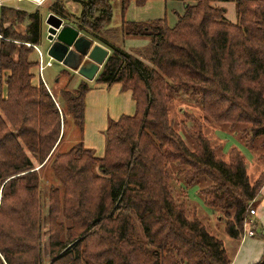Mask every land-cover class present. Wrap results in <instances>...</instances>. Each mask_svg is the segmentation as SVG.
<instances>
[{
    "label": "trees",
    "instance_id": "16d2710c",
    "mask_svg": "<svg viewBox=\"0 0 264 264\" xmlns=\"http://www.w3.org/2000/svg\"><path fill=\"white\" fill-rule=\"evenodd\" d=\"M112 1L98 8L100 0H84L77 22L112 51L97 81L122 84L136 102L134 115L110 120L102 157L85 144L90 85L71 88L67 70L57 93L44 81L35 85L31 56L42 15L2 8L0 58L9 93L0 95V264H43L40 173L47 167L58 181L50 191L51 264H232L186 187L204 181L206 205L232 239L244 237L264 172L251 181L237 147L228 161L218 156L205 125L230 126L264 163V0H174L186 9L173 27L166 19L127 21L132 0L120 3L116 26ZM227 2L236 5V22L221 5ZM14 14L28 19L27 33L17 28L19 19L6 26ZM135 38L149 44L131 53L124 44ZM177 98L196 99L205 112L204 122L191 118L188 128L196 150L171 121ZM63 124L80 132L64 151ZM255 230L257 237L258 224Z\"/></svg>",
    "mask_w": 264,
    "mask_h": 264
},
{
    "label": "rangeland",
    "instance_id": "374dc122",
    "mask_svg": "<svg viewBox=\"0 0 264 264\" xmlns=\"http://www.w3.org/2000/svg\"><path fill=\"white\" fill-rule=\"evenodd\" d=\"M83 1L84 0H47L46 3L53 4L52 14H55L60 18H62L64 20L65 25L73 26L79 30L77 22L78 23L81 22V19L83 17V11H84V7L82 4ZM122 1L123 0L112 1V3H114L113 23L116 26L119 25L121 21L120 3ZM6 2H7L5 4L6 6H8L9 4L14 6H21L22 8L24 7L25 9L32 11V13L36 11L40 12L41 9L42 18L44 19L42 25L43 26L42 38H41V42L39 43L38 46L35 47V50L32 54L34 55V57H38L37 61H39L38 64L41 67V54L44 55L43 58L44 64L51 60L50 56L48 55V51L50 46L52 45V42L49 40V25L47 24V20L45 19L46 15L49 13V10L47 11L45 7L38 8L35 3H31L27 0H24L22 2H19L18 0H8ZM99 3L100 4H98L97 6L98 8L108 3V0H103V1L100 0ZM134 7L135 8L131 10L130 13L134 14L138 18H145V20L136 19V21L145 22V21H150L151 18L152 20L166 19L170 27L175 26L178 22L179 14L182 15L185 12V5L182 2H178L174 0H147V2L144 5H137ZM2 8L3 6L0 5V51L2 44L1 32H2V24H3ZM227 10H228V14H227L228 18L236 22L238 20L237 18L238 16L236 13L235 3L230 2L227 7ZM10 18H11L9 19L10 22L6 24L7 27H10L11 24L13 25L14 22L17 21L18 19L19 20L16 22V23L20 22V24L18 25H23L26 28L29 26L28 19L26 18L24 19V17L18 18L14 14ZM12 31L17 36H20L16 28H12ZM81 33L86 34L83 31H81ZM140 41L143 40L139 38L128 39L126 40L124 47L126 50L133 49V51H136L137 49L145 48L149 44L148 39H144L145 45H142ZM14 42L18 44L21 43L20 40H16ZM52 61H53V66L52 67L47 66L43 70L42 72L43 78L41 77V73L39 72V67L35 68L33 82L35 84H41L42 80L45 81L46 83L48 82L49 85L48 88L54 91L55 93H57L58 91L63 89L60 88L63 86H57L56 79L64 70H67L72 75H74L73 79H75V82L73 87L75 89H78L83 82H87L90 85L92 90L87 94V99H86L87 112H86L85 142L95 148L94 150H96L97 155L101 157L104 156L106 152V136L104 130L102 131L103 124H105L106 127H108L109 120L114 119L113 116H115L117 113L120 112L124 113L131 111L126 106L127 105L126 100L115 94V89L117 90L118 83L117 84L115 83L113 86L111 85L112 87L108 88V86L105 85V83H99L97 81V78L93 81L88 80L82 77L79 73H76L73 70L68 69L62 63L57 62L56 60L53 59ZM8 93H9L8 87L5 81V73L1 69V58H0V95H2L3 97H8ZM58 96H60V94ZM60 102L62 103V101ZM132 105L135 114L136 106H134V104ZM126 115H130V114L126 113ZM194 117L204 122L205 112L203 110L202 105L198 104L196 99L190 100V99L177 98L174 102L171 103L170 106L171 121L192 150L197 149V144L191 138L188 132V128H190L193 125L192 119H194ZM114 120H118V119H114ZM63 129L65 130L66 136L62 146L60 147V150L64 151V150H68L76 141L80 139V132H79V128L74 124L73 125L63 124ZM230 129H231L230 126L227 125H218V124L216 125L214 123H206L205 125V133L210 137L213 147L217 149L218 156H221L224 160L226 161L230 160V153L232 152L233 147H237L241 152H243L244 155L246 153V150H248L252 154V157H250V155H248V157L246 155L245 156L248 162L250 163L249 176L251 178V181L254 182L262 175V172H264V169L260 168L263 164L261 163V160H259V157L257 155V150H255L256 148L254 149L250 148L236 135V133L232 132L233 130L231 131ZM236 140L241 144L234 145L233 143ZM176 169L177 168L175 164H172L170 166V170L172 174L173 171ZM40 174L42 177L40 183V194H41L40 211L42 218L41 232H42V243H43L42 245L43 264H51L52 259L50 257L51 250H50V237H49L50 236L49 234L50 191L53 185L58 184V181L56 180V177L53 175L50 167L43 169ZM203 182L202 185H204ZM202 185L196 183L186 187L188 195L192 201L200 198V191ZM263 190L261 191V196L264 198ZM254 206L256 208V205ZM207 214L209 217L208 224L210 225L212 232L225 243V246L228 249L229 254L231 256H234L232 254H237V256L240 257V255L246 253V246L245 248H243L242 246L240 248V251L238 252L239 250L237 247L238 242L232 240V238L228 235L226 222L221 221L217 216V214H214V212L212 214V211L211 212L207 211ZM255 217H253V221L256 224H258V230H257L258 235L257 237L252 238L246 234L244 237L245 240L243 239V241L245 242V244L247 243L246 241L252 242L257 240L258 242H260L263 245V251L257 252L258 250L256 249L254 251V254L261 256L264 254V228L262 225L261 226L259 225V221L256 219L257 217L256 218ZM230 241H232V244ZM236 264H240V263H236Z\"/></svg>",
    "mask_w": 264,
    "mask_h": 264
},
{
    "label": "water",
    "instance_id": "95a60500",
    "mask_svg": "<svg viewBox=\"0 0 264 264\" xmlns=\"http://www.w3.org/2000/svg\"><path fill=\"white\" fill-rule=\"evenodd\" d=\"M47 24L52 42L48 51L50 58L84 78L94 80L108 60L110 49L96 43L77 28L65 25L64 20L55 14L48 17ZM17 28L27 33L25 26L17 25Z\"/></svg>",
    "mask_w": 264,
    "mask_h": 264
},
{
    "label": "crops",
    "instance_id": "0c3cea01",
    "mask_svg": "<svg viewBox=\"0 0 264 264\" xmlns=\"http://www.w3.org/2000/svg\"><path fill=\"white\" fill-rule=\"evenodd\" d=\"M6 1H8V0H1V2H0V5L1 6H5V7H10V8H14V9H19V10H23V11H26V12H28V13H32V11H30V10H28V9H25L24 7L22 8L21 6H14V5H11V4H9L8 6H6L5 4L7 3ZM19 1V0H18ZM19 2H22V1H19ZM178 2H180V1H178ZM183 3V2H182ZM229 3L230 2H227V3H222L221 5L222 6H225L226 8L228 7V5H229ZM184 5H185V9H186V4L185 3H183ZM121 5V4H120ZM137 5H139L138 3H137V1L136 0H132V2H131V4H130V6H129V8H128V12H127V14H125V19L127 20V21H136V19H142V20H145V18H138V17H136L134 14H131L130 12H131V10H133L135 7L134 6H137ZM42 7H45L46 9H47V11L49 10V13L46 15V17H45V19L46 20H48V17L53 13V10H52V8H53V4L52 3H46L44 6H42ZM41 8V7H40ZM34 11V10H33ZM40 13H41V15H42V11H41V9H40ZM228 14V13H227ZM180 15V14H179ZM228 16V15H227ZM44 17V16H43ZM120 19H121V21H120V24L119 25H121V22H122V9H121V14H120ZM42 20H44L43 18H42ZM151 20H152V18H151ZM232 21V20H231ZM234 22V21H233ZM115 25V24H114ZM119 25H117V26H119ZM143 41H140L141 42V44L142 45H145V41H144V39H142ZM96 43H98V42H96ZM100 44V43H99ZM138 47H140V46H138ZM111 51V50H110ZM129 52H131V53H133L134 51H133V49H130V50H128ZM31 59L34 61V62H36L37 64H36V66L33 68V73L35 72V68L36 67H39V72H40V66H39V64H38V62L39 61H37V59H38V57H34V55H32L31 56ZM51 62H52V65L51 66H49V67H52L53 66V61H52V59H51ZM5 73V81L7 80V77H8V72H4ZM77 73V72H76ZM83 77V76H82ZM97 78V77H96ZM95 78V79H96ZM94 79V80H95ZM43 81V80H42ZM58 81H60V84H58ZM91 81H93V80H91ZM74 82H75V79H73V81L71 82V87H73L74 86ZM47 84H48V82H47ZM56 84H57V86H63V85H65L66 84V78H62V79H60L59 80V78L57 77V79H56ZM117 84V83H116ZM35 85H40V84H35ZM105 85H107L108 86V88H110V87H112L111 85H109V84H105ZM49 86V85H48ZM74 88V87H73ZM75 89V88H74ZM106 90V89H105ZM94 91V90H93ZM92 91V92H93ZM115 94L117 95V96H119V97H122L123 99H125L126 100V103H127V107H128V109H130L131 111H129V112H120V113H117L115 116H113L114 117V119H119V118H121L123 115H126V113L127 114H130V115H134V108H133V105L132 104H134V106H136V102H135V100L133 99V96H132V92L131 91H124L123 90V88H122V84H120V83H118V86H117V90L115 89ZM86 112H87V108H86ZM113 119V120H114ZM111 120V119H110ZM110 120H109V122H110ZM109 125V124H108ZM107 128L108 127H106V125L105 124H103V128H102V131L104 130V133H105V131L107 130ZM85 132H86V125H85ZM232 133V132H231ZM86 134V133H85ZM238 141L236 140L233 144L235 145V144H241V143H237ZM85 144H86V146L87 147H89V148H92V149H95L93 146H90L89 144H87L86 142H85ZM244 147V146H243ZM234 148V147H233ZM247 148V147H246ZM95 152H96V150H95ZM245 153V152H244ZM97 154V153H96ZM105 155V154H104ZM245 155L248 157V155H250V157H252V154L248 151V150H246V153H245ZM97 156H99V155H97ZM245 156V157H246ZM254 157V156H253ZM247 159V158H246ZM254 159V158H253ZM247 162H248V160H247ZM263 165L260 167L261 169L263 168L264 169V163L263 162H261ZM248 164H249V169H250V163L248 162ZM263 173V172H262ZM264 191V190H263ZM194 203H195V205L198 207V212H199V215L201 216V218L204 220H206V222H208V214H207V211H212V214H213V212H214V210L213 209H211L210 207H208L207 205H206V203H205V201H204V199L202 198V196L200 195V198H198V199H195L194 201H193ZM256 209H257V215H256V219L259 221V225L261 226H263V228H264V198L262 197V196H260V198H259V200L257 201V203H256ZM214 214H216L215 212H214ZM204 220V221H205ZM252 238H255V237H252ZM243 239H244V237L242 238V239H238V240H236V239H232V240H234V241H237L238 242V245H237V247H238V252L240 251V248L243 246V248H245V246H246V253H244L243 255H240V257L239 256H237V254H232V255H234V256H231L232 257V264H236V263H240V264H256V263H258L262 258H263V255H256V254H254V251L257 249L258 251L257 252H262L263 251V245L260 243V242H258L257 240L256 241H246L247 243L245 244V242L243 241ZM245 240V239H244ZM231 242V244H232V241H230ZM233 246H236V245H233ZM237 252V253H238ZM261 257V258H260ZM256 261H258V262H256Z\"/></svg>",
    "mask_w": 264,
    "mask_h": 264
},
{
    "label": "built area",
    "instance_id": "2783aa9c",
    "mask_svg": "<svg viewBox=\"0 0 264 264\" xmlns=\"http://www.w3.org/2000/svg\"><path fill=\"white\" fill-rule=\"evenodd\" d=\"M19 1H24V0H19ZM31 3H35L36 6L38 8L42 7L45 5L46 1L47 0H27ZM1 2V0H0ZM43 58H44V55L41 54V67H40V73H41V77H42V72L43 70L47 67V66H51L52 65V62L51 60L48 61L47 63L44 64L43 62ZM43 78V77H42ZM45 82V81H44ZM45 84L48 86V84L45 82ZM251 213H252V217L250 219L247 220V223H246V229L248 227V229L246 230L245 229V234H244V237L245 235L247 234L249 237H254L256 235V230H255V226L257 225L254 221H253V217H255L257 215V209L256 208H252L251 209Z\"/></svg>",
    "mask_w": 264,
    "mask_h": 264
}]
</instances>
